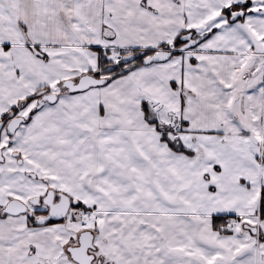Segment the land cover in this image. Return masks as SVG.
I'll return each mask as SVG.
<instances>
[{"label":"snow or ice","instance_id":"6c2138e0","mask_svg":"<svg viewBox=\"0 0 264 264\" xmlns=\"http://www.w3.org/2000/svg\"><path fill=\"white\" fill-rule=\"evenodd\" d=\"M0 264H264V0H0Z\"/></svg>","mask_w":264,"mask_h":264}]
</instances>
